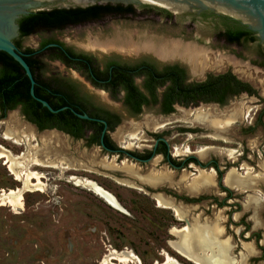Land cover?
<instances>
[{"label": "flooded vegetation", "instance_id": "af4514ba", "mask_svg": "<svg viewBox=\"0 0 264 264\" xmlns=\"http://www.w3.org/2000/svg\"><path fill=\"white\" fill-rule=\"evenodd\" d=\"M54 10L82 12L59 27L14 40L44 80L49 99L60 105L42 131H56L116 160L108 172L130 175L131 188L184 224L176 229L178 235L172 231L176 242L170 246L182 234L200 236L190 241L185 254L172 248L189 262L202 264L192 254L201 251L204 264H264V104L260 88L252 83L257 66L264 70V41L258 33L241 17L221 10L176 13L148 4L109 3L38 12ZM133 25L177 26L181 33L170 32L166 39L120 29ZM68 30L85 35V44L71 46L58 37ZM33 36L37 46L24 47L23 41ZM242 99L253 107L260 104L253 117L254 108ZM6 109L0 106V122L7 118L1 119ZM147 110L155 115L146 117ZM199 110L212 111L211 119L224 123L211 128L190 123L191 115L185 120L187 113ZM175 114L190 125L178 126L182 135L214 134L215 129L217 140L231 142L228 136H233L246 142L261 132V150L203 146L204 152L214 151L202 155L203 150L172 147L167 138ZM241 124L240 135H233ZM133 135L139 140H132ZM146 141L153 145H137ZM231 172L245 187L228 185ZM208 174L211 185L196 182Z\"/></svg>", "mask_w": 264, "mask_h": 264}, {"label": "rangeland", "instance_id": "374dc122", "mask_svg": "<svg viewBox=\"0 0 264 264\" xmlns=\"http://www.w3.org/2000/svg\"><path fill=\"white\" fill-rule=\"evenodd\" d=\"M120 29L166 39L171 37L170 32L175 35L181 33L180 27L167 28L163 25H133ZM58 37L71 46L85 44V35L74 30L65 31ZM37 44L38 38L35 36L23 41L24 47H36ZM259 65L256 78H250L260 88L264 104V70ZM240 101L254 108L251 117L260 108L258 102L253 107L248 104V100ZM208 112L212 111L189 112L184 118L191 120L188 119L191 115L190 123L199 124L196 122L197 114ZM144 115H155V112L147 110ZM175 115L177 120L171 123L170 128L173 129L167 138L172 147H190L197 152L202 151L203 146L224 147L239 152L244 147L250 151L260 149L263 138L261 132H256L246 142L233 136H228L231 142H222L217 140L214 136L216 134L211 133L207 136L201 132L182 135L178 126L190 125L182 120L181 114ZM219 121L216 122L224 123ZM239 128L232 134L240 135L243 125H239ZM136 136L133 135L132 140H137ZM141 144L152 146L153 142L137 143L138 146ZM207 150L214 151L213 148ZM207 150L200 153L203 155ZM2 153L17 158L23 167L20 173L30 172L32 175L29 180L32 185L37 184L33 175L40 176L41 185L25 188L26 175L18 178L11 173L5 160L0 164V194L20 192L23 202L20 210L10 206L0 207V264H104L111 250L120 253L130 251L142 264L163 261L161 251L167 252L180 264H193L170 246V242L176 240L172 231L184 227V224L168 211L158 209L150 197L131 188L128 184V180L133 181L130 175L108 172L106 168L117 162L110 161L99 148L90 149L83 142L72 140L56 131H40L17 109L8 113L7 118L0 122ZM245 161L250 162V159L246 158ZM255 161L256 165H260V159ZM128 165L125 163L124 167ZM261 172L257 168L256 173L260 175ZM78 181L93 182L114 195L127 214L111 208L93 192L78 185ZM112 263L120 264L116 261Z\"/></svg>", "mask_w": 264, "mask_h": 264}, {"label": "water", "instance_id": "95a60500", "mask_svg": "<svg viewBox=\"0 0 264 264\" xmlns=\"http://www.w3.org/2000/svg\"><path fill=\"white\" fill-rule=\"evenodd\" d=\"M148 4L150 6L161 7L179 12H191L193 10H221L241 17L245 23L250 26L251 30L258 33L259 38L264 41V0H0V52H4L13 58L24 70L31 84V96L43 107L47 108L51 113L55 114L58 111L54 110L48 102L36 97L34 88L36 81L30 66L25 57L26 55L20 52L14 44V40L20 34L18 21L31 13L49 10L52 8H70V7H87L95 4ZM80 118L88 120V116L78 115ZM100 198L107 202L113 209L126 214L115 207L111 202ZM167 252L162 251L164 255ZM201 261H202V256ZM205 262L202 261V264ZM153 264H168L167 257L164 256L163 261H155Z\"/></svg>", "mask_w": 264, "mask_h": 264}, {"label": "trees", "instance_id": "16d2710c", "mask_svg": "<svg viewBox=\"0 0 264 264\" xmlns=\"http://www.w3.org/2000/svg\"><path fill=\"white\" fill-rule=\"evenodd\" d=\"M82 12L54 10L50 12H37L28 16L22 17L18 21L21 38L28 37L37 33L42 28L59 27V23L73 17L74 13ZM61 25V24H60ZM62 27V26H60ZM31 68L36 86L34 88L35 95L47 101L53 109H59L58 103L49 99L43 86V79L36 75V70L33 65L26 60ZM0 106L4 110L1 119L7 116L8 111H13L21 108L23 115L36 125L40 131L45 129L44 122L47 118L51 119L58 114L51 113L41 103L37 102L30 93L31 84L22 67L9 55L0 52ZM56 127V126H54Z\"/></svg>", "mask_w": 264, "mask_h": 264}, {"label": "bare ground", "instance_id": "6f19581e", "mask_svg": "<svg viewBox=\"0 0 264 264\" xmlns=\"http://www.w3.org/2000/svg\"><path fill=\"white\" fill-rule=\"evenodd\" d=\"M212 116H213L212 112L200 113L199 115L197 114L196 122H199V123L207 125L208 127L214 128V127L217 126L218 123H216V122L214 123V121L211 119ZM214 131H215L214 134H217V136H218L219 135L218 130L214 129ZM10 134L15 135L12 132H10ZM2 154H0V164H2V161L5 160V164L8 165L9 170L11 171V173L13 175L17 176L18 178H22L23 174L26 175V181L24 183L25 184V188H30V187H35V186H40L41 185L40 176H37L35 174L33 175L34 178L37 179V184L36 185H32L30 183V181H29L30 177L32 178V175L30 174V172L20 173L21 169L23 167L19 163L17 158L10 156V154H8V153H5L3 155ZM50 163H52V162H50ZM263 167H264V165H263ZM237 179H239V178H237L236 173L235 172H231L228 175V177H227L228 185H231V186L240 185V186H242L243 184L239 183V181H237ZM247 179L249 180V178H247ZM196 182L199 183V184L202 183L204 185H211L212 177L208 174V176H206L204 178H199L198 181H196ZM29 183L31 185H29ZM78 185L87 188L88 190L93 192L95 195H97L99 198L101 196L105 200L111 202V204H113L115 207H117V208L122 210V208L118 204L116 198L111 193H109L105 189L99 187L95 183L90 182V181H78ZM1 206H10V207H13L14 209L20 210L21 208H23V202H22L21 193L17 192V191H10L9 193L0 194V207ZM173 234L174 235H178L179 233L176 232V230H174ZM181 237H182V239H181V241L179 243H171V246H172V248H174L175 250H177L181 254H185L187 252L188 247H189L190 241L193 242V241H195L194 240L195 238L200 237V236L199 235H191L189 233L187 235L182 234ZM173 242H176V241H173ZM200 252L201 251H199V252L192 251V254L194 255V257L196 259L199 260L200 263H202L201 257H200V255H201ZM164 256L167 257L168 264H177L175 262L177 260L172 258L170 255H167L166 253H164ZM171 258L174 259L175 261L172 260ZM112 261L119 262L120 264H128V263L142 264L140 259L138 257H136V255H134L130 251H124V252L120 253V252H117L115 250H111L110 254L104 259L103 263L104 264H113Z\"/></svg>", "mask_w": 264, "mask_h": 264}]
</instances>
